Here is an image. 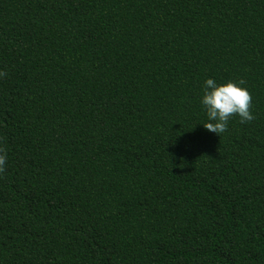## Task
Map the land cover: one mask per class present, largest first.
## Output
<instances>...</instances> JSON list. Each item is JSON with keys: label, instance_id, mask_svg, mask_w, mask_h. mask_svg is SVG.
<instances>
[{"label": "trees", "instance_id": "trees-1", "mask_svg": "<svg viewBox=\"0 0 264 264\" xmlns=\"http://www.w3.org/2000/svg\"><path fill=\"white\" fill-rule=\"evenodd\" d=\"M0 72V264H264V0H0Z\"/></svg>", "mask_w": 264, "mask_h": 264}, {"label": "clouds", "instance_id": "clouds-1", "mask_svg": "<svg viewBox=\"0 0 264 264\" xmlns=\"http://www.w3.org/2000/svg\"><path fill=\"white\" fill-rule=\"evenodd\" d=\"M4 73L0 72V76ZM200 104L206 115L203 127L219 136L227 127L231 117L238 116L241 123L251 121V96L242 82L225 81L218 84L213 78L203 81ZM5 156L0 154V170L3 169Z\"/></svg>", "mask_w": 264, "mask_h": 264}]
</instances>
